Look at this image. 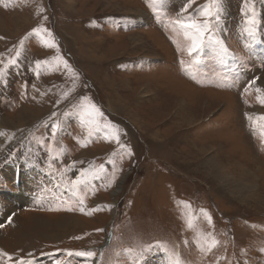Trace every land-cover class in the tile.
I'll return each instance as SVG.
<instances>
[{"label": "rangeland", "instance_id": "1", "mask_svg": "<svg viewBox=\"0 0 264 264\" xmlns=\"http://www.w3.org/2000/svg\"><path fill=\"white\" fill-rule=\"evenodd\" d=\"M188 2L0 0V264H264V0Z\"/></svg>", "mask_w": 264, "mask_h": 264}, {"label": "snow or ice", "instance_id": "2", "mask_svg": "<svg viewBox=\"0 0 264 264\" xmlns=\"http://www.w3.org/2000/svg\"><path fill=\"white\" fill-rule=\"evenodd\" d=\"M153 7L156 6L157 0H150ZM219 2L220 0H209V3L204 6L203 9H201L204 19L203 20H191L190 18L185 21L177 18L175 20V24L178 25L180 28L184 30V34L188 40H190V44L188 46V54L189 56H194L195 54H198L202 52L206 45L209 43H214L217 45H220V52L224 53L227 52V48L223 45L222 41L215 39V34L213 32V24H212V18L216 14L214 13L213 9L219 10ZM192 4V0H189L188 3L184 5V7L181 9V12H185L189 9V7ZM254 23V21H252ZM36 29H33V32H35ZM49 47H52L53 45L49 44ZM19 55V53H17ZM198 62V61H197ZM9 65H15L16 59L13 58L8 61ZM37 66L41 64V61H36ZM181 64H183V61H181ZM65 66H67V62L65 61ZM4 72V68H0V73ZM252 83H255L253 81ZM257 91H260L257 89ZM97 111H99L97 109ZM90 122V121H89ZM56 126L53 125V134H55ZM115 139L119 140L118 136L114 137ZM123 147V145H121ZM102 171V169H101ZM88 177L85 175L83 177H78L76 180H73L71 183L73 187L75 188L76 185L84 184L87 181ZM80 203L83 204V198L80 199ZM83 211V208L81 209ZM201 213L207 217L209 222L211 221V217L207 215L206 210L201 209ZM11 219V217H9ZM217 242L215 240L212 241V245L214 246ZM157 246H159L157 244ZM152 245H149L148 248L150 249ZM126 251H130V249H125ZM163 250V249H162ZM211 248H209V251ZM4 255H7L4 253ZM31 255V254H29ZM71 255V253H69ZM79 255L81 256H88V257H94L96 253L92 251L87 252H80ZM16 264H24L23 259L18 260ZM56 264H61L60 261H57ZM174 264H180L179 260L177 259Z\"/></svg>", "mask_w": 264, "mask_h": 264}, {"label": "bare ground", "instance_id": "3", "mask_svg": "<svg viewBox=\"0 0 264 264\" xmlns=\"http://www.w3.org/2000/svg\"><path fill=\"white\" fill-rule=\"evenodd\" d=\"M72 1L73 0H68V5H69V7L71 6V4H73L72 3ZM66 3H67V1H66ZM22 111V110H21ZM221 159V158H220ZM235 161V160H234ZM236 165H237V163H236ZM229 166V165H228ZM229 168V167H228ZM227 169V168H226ZM221 170V169H220ZM222 172H224V174H225V170L223 169V171ZM221 173V172H220ZM237 173V172H236ZM240 173V172H239ZM244 177V176H243ZM257 178V177H256ZM259 178V177H258ZM258 178H257V180H258ZM242 179V178H241ZM244 179V178H243ZM250 180V179H249ZM249 182V181H248ZM251 183V182H250ZM256 184V183H255ZM257 185V184H256ZM229 186V185H228ZM259 188V187H258ZM239 190V189H238ZM240 191V190H239ZM251 191V190H250ZM242 193V192H241ZM244 193V192H243ZM232 194V193H231ZM255 196V195H254Z\"/></svg>", "mask_w": 264, "mask_h": 264}, {"label": "water", "instance_id": "4", "mask_svg": "<svg viewBox=\"0 0 264 264\" xmlns=\"http://www.w3.org/2000/svg\"><path fill=\"white\" fill-rule=\"evenodd\" d=\"M121 183H122L121 181L118 183V185H119V188H120V184H121ZM107 241H108V239H107L105 242H103L102 246H101L99 249H101L103 246H105V245H106V243H107Z\"/></svg>", "mask_w": 264, "mask_h": 264}]
</instances>
